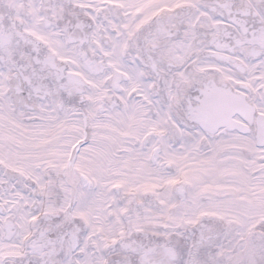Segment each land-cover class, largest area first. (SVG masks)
<instances>
[{
	"label": "snow or ice",
	"instance_id": "snow-or-ice-1",
	"mask_svg": "<svg viewBox=\"0 0 264 264\" xmlns=\"http://www.w3.org/2000/svg\"><path fill=\"white\" fill-rule=\"evenodd\" d=\"M0 264H264V0H0Z\"/></svg>",
	"mask_w": 264,
	"mask_h": 264
}]
</instances>
